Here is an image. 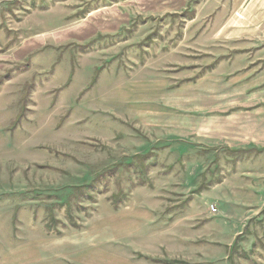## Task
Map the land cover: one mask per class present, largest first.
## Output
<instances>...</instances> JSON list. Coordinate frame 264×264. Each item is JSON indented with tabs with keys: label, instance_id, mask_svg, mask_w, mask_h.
Wrapping results in <instances>:
<instances>
[{
	"label": "rangeland",
	"instance_id": "1",
	"mask_svg": "<svg viewBox=\"0 0 264 264\" xmlns=\"http://www.w3.org/2000/svg\"><path fill=\"white\" fill-rule=\"evenodd\" d=\"M0 264H264V0H0Z\"/></svg>",
	"mask_w": 264,
	"mask_h": 264
},
{
	"label": "crops",
	"instance_id": "2",
	"mask_svg": "<svg viewBox=\"0 0 264 264\" xmlns=\"http://www.w3.org/2000/svg\"><path fill=\"white\" fill-rule=\"evenodd\" d=\"M256 132V131H255ZM258 133V132H257ZM248 137L247 138H245L248 142L250 141V140H253V144L254 145H262L260 142L259 143H256V142H254V139H256V137L254 136V134H252L251 132H249L248 134ZM250 135V136H249ZM252 144V145H253ZM222 185H224V183H222ZM219 186H221V183L219 184ZM239 188V187H238ZM221 198V197H220ZM243 199V198H242Z\"/></svg>",
	"mask_w": 264,
	"mask_h": 264
},
{
	"label": "built area",
	"instance_id": "3",
	"mask_svg": "<svg viewBox=\"0 0 264 264\" xmlns=\"http://www.w3.org/2000/svg\"><path fill=\"white\" fill-rule=\"evenodd\" d=\"M211 209H212L213 211H215V212L217 211V208H216V206H215L214 204L211 205Z\"/></svg>",
	"mask_w": 264,
	"mask_h": 264
}]
</instances>
